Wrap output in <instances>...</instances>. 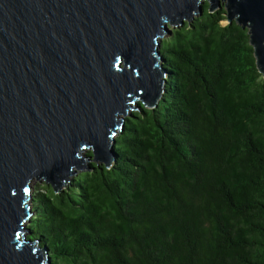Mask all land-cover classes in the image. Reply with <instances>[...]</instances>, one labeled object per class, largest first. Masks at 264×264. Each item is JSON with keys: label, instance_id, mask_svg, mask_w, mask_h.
Returning <instances> with one entry per match:
<instances>
[{"label": "trees", "instance_id": "1", "mask_svg": "<svg viewBox=\"0 0 264 264\" xmlns=\"http://www.w3.org/2000/svg\"><path fill=\"white\" fill-rule=\"evenodd\" d=\"M191 20L168 26L164 92L124 118L110 166L88 151L32 194L48 264H264V77L223 8Z\"/></svg>", "mask_w": 264, "mask_h": 264}, {"label": "water", "instance_id": "2", "mask_svg": "<svg viewBox=\"0 0 264 264\" xmlns=\"http://www.w3.org/2000/svg\"><path fill=\"white\" fill-rule=\"evenodd\" d=\"M205 2L248 31L264 77V0H0V264L48 262L23 237L30 182L57 191L88 169L87 151L110 166L120 117L164 92L168 25Z\"/></svg>", "mask_w": 264, "mask_h": 264}, {"label": "rangeland", "instance_id": "3", "mask_svg": "<svg viewBox=\"0 0 264 264\" xmlns=\"http://www.w3.org/2000/svg\"><path fill=\"white\" fill-rule=\"evenodd\" d=\"M207 4H208V2H206ZM221 8H223L224 9V7L221 5ZM217 11L218 10H220V8L219 9H216ZM216 10H214V11H216ZM211 12H213V11H211ZM197 16H199V14L198 15H194L193 17H192V19H194V18H197ZM224 17H225V9H224ZM190 21H192V20H190ZM189 21V22H190ZM228 23V21L227 20H225V21H223L222 22V24L223 25H225V24H227ZM168 26H170V28L172 27V28H176V27H179V26H181L180 25V23L178 24H176V25H168ZM246 30V29H245ZM248 32V31H247ZM169 36V34H165L161 39H164V38H167ZM159 49V48H158ZM167 76V74L165 75V77ZM164 77V78H165ZM166 79V78H165ZM137 100L134 102V103H131V106L133 107V108H135V105L137 104ZM148 109V108H147ZM136 110V109H135ZM133 110H131V109H129L128 111H127V114L126 115H123V116H121L120 118L121 119H123L124 120V118H126V117H128L130 114H131V112H132ZM121 131L119 130V131H117L116 132V134H115V136H114V138L120 133ZM88 152V151H87ZM86 153V152H85ZM87 163V162H86ZM86 163H85V165H86ZM100 164H102V163H100ZM78 172H81V171H78ZM71 178H72V176L71 177H69V179L60 187V188H58L57 189V191L58 192H61L67 185H68V183H69V181L71 180ZM44 183L45 182H43V181H40V180H36V179H34L32 182H30V187H31V194H33L34 192H35V190H37V188H39V187H41V186H43L44 185ZM56 191V192H57ZM32 209V208H31ZM28 225H29V222L28 221H26L25 222V225H24V227L26 228V231L24 232V234H23V237H25L26 239H28V236H29V230H28ZM35 241V240H34ZM43 264H48L47 262H45V263H43Z\"/></svg>", "mask_w": 264, "mask_h": 264}, {"label": "bare ground", "instance_id": "4", "mask_svg": "<svg viewBox=\"0 0 264 264\" xmlns=\"http://www.w3.org/2000/svg\"><path fill=\"white\" fill-rule=\"evenodd\" d=\"M24 225H25V222H24Z\"/></svg>", "mask_w": 264, "mask_h": 264}]
</instances>
